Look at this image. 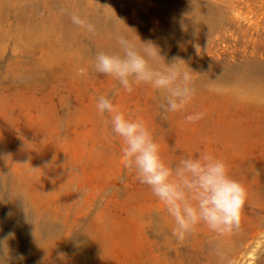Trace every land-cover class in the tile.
<instances>
[{"label": "rangeland", "instance_id": "1", "mask_svg": "<svg viewBox=\"0 0 264 264\" xmlns=\"http://www.w3.org/2000/svg\"><path fill=\"white\" fill-rule=\"evenodd\" d=\"M47 5L66 25L63 49L51 47L52 57L0 38V264L38 255L50 237L39 264H56L66 243L80 237L90 250L71 264L91 258L102 264H264V0ZM24 7L47 17L39 1ZM197 7L205 17L202 32L179 31L178 10ZM8 14L12 18L13 9ZM72 15L98 29L72 24ZM115 26L151 42L166 63L181 60L192 71L195 95L185 111L165 115L163 92L141 84L127 93L95 71L102 50L94 33ZM101 95L146 122L166 163L175 166L202 151L224 160L247 190L239 224L217 233L201 223L178 241L165 206L124 167L122 139L112 132L110 115L97 110ZM201 111L203 119L185 123Z\"/></svg>", "mask_w": 264, "mask_h": 264}, {"label": "clouds", "instance_id": "2", "mask_svg": "<svg viewBox=\"0 0 264 264\" xmlns=\"http://www.w3.org/2000/svg\"><path fill=\"white\" fill-rule=\"evenodd\" d=\"M70 19L72 24L94 31V25L87 19L79 15ZM140 43L142 46H137L123 36L117 37L120 50L98 52L95 71L117 80L127 93L141 84L163 92L165 115L185 111L195 95L192 71L182 68L178 63L181 60L166 63L151 42ZM97 110L110 115L112 132L123 142L124 167L134 170L137 180L147 185L165 206L174 221L172 235L178 241H183L201 223L217 233L229 232L239 224L247 190L229 175L224 160L202 151L172 166L162 157L160 144L143 119L126 116L104 95L98 98ZM205 115L203 111L187 115L185 123H195Z\"/></svg>", "mask_w": 264, "mask_h": 264}, {"label": "bare ground", "instance_id": "3", "mask_svg": "<svg viewBox=\"0 0 264 264\" xmlns=\"http://www.w3.org/2000/svg\"><path fill=\"white\" fill-rule=\"evenodd\" d=\"M30 1L31 0H26V2H23V0H0V38L8 37L15 45L22 46L26 49L38 46L44 56L52 57L54 54L50 49L51 47L55 46V48L63 49V33L61 32V29L66 27L64 18L62 15L54 13L49 9V5H47L49 0H33L34 3L39 1L43 6L46 5L45 8L47 9L45 10L47 11L46 18L37 17L35 16L36 14L34 10H29L24 7V5ZM9 9H13L14 11L12 18H9ZM153 9L157 11L160 7L155 5ZM204 18V13L200 7L189 10L187 8H180L178 10L179 31L184 32L186 28L191 29L192 31H201ZM71 29L72 28H69V32L72 34L71 38L73 41H77V34ZM94 29H98L95 23ZM95 32L94 37L97 39L99 38L101 41L100 48L102 52L109 53L120 50H118L119 45L117 44V37L123 36L126 39L131 37L126 36V33H121L120 28L117 26L113 29H105L104 32ZM131 41L137 46H142L139 38H136L135 34L133 38L131 37ZM71 53L72 54L69 57L70 59L74 58L75 49H73V52ZM52 240V237H50V239L46 241L45 246H42V251H40L38 255L34 254L29 258H20L19 264H39L42 255H45V252L53 242ZM88 249L89 247L85 238H77L73 242L66 243V246H64V252L58 257L55 263L71 264L76 257H80L88 252ZM89 264H102V260L91 258Z\"/></svg>", "mask_w": 264, "mask_h": 264}]
</instances>
